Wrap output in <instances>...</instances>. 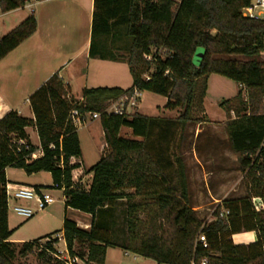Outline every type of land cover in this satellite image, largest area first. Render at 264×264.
Returning a JSON list of instances; mask_svg holds the SVG:
<instances>
[{
	"label": "trees",
	"instance_id": "1",
	"mask_svg": "<svg viewBox=\"0 0 264 264\" xmlns=\"http://www.w3.org/2000/svg\"><path fill=\"white\" fill-rule=\"evenodd\" d=\"M249 1H94L89 55L127 62L133 85L87 88L79 101L69 96L56 72L30 97L33 119L13 110L0 119V264H15L17 254L27 256L36 243L52 236L23 242L19 251L10 240L14 230L9 226V167L27 175L49 172L53 186L45 188L63 190L66 209L92 216L88 229L66 215L63 223L70 255L85 259L84 264H106L111 246L159 264H190L204 257L209 264H264V209L258 211L252 203L253 197L264 200V20L242 15ZM25 5L26 0H0L2 12ZM37 27L32 11L0 38V60ZM200 48L204 53L195 61ZM214 73L245 89V94L239 91L220 105L229 117L225 123L229 147L246 173L248 189L244 197L223 200L215 219L206 222L191 207L186 164L172 148L177 134L181 136L189 124L207 121L204 100ZM135 89L167 97L165 108L177 110L178 115L106 112L109 101L131 96ZM74 108L82 116L100 113L107 143L101 159L85 169L92 173L88 189L73 179V171L82 168L81 162L73 161L82 157L77 125L70 114ZM30 126L36 127L40 139L43 153L38 158L32 156L38 147L29 139ZM122 127L141 139L121 136ZM124 200L126 235L118 242L113 228L118 205ZM222 209L229 211L224 217ZM244 231H256L257 240L235 244L232 236ZM200 232L206 234L208 248L196 246ZM54 242H48L49 251L42 250L41 255L54 252ZM77 243L86 245L85 253L77 252Z\"/></svg>",
	"mask_w": 264,
	"mask_h": 264
},
{
	"label": "rangeland",
	"instance_id": "2",
	"mask_svg": "<svg viewBox=\"0 0 264 264\" xmlns=\"http://www.w3.org/2000/svg\"><path fill=\"white\" fill-rule=\"evenodd\" d=\"M40 3L42 2L31 0L30 3H26V6L23 9L10 14L9 16H6L4 19L8 28L11 30L19 25L25 17L31 15L32 11L35 12L34 14L37 18L39 9L41 7ZM28 5L31 8H29ZM45 16L46 15H44L40 19V29L42 30L47 29V17ZM67 24L72 26V33L67 32L66 34L72 35L73 44L75 48L79 49L82 44L86 42L89 33L88 10L84 9L80 17H75L73 20H71V22L68 21ZM75 27H77V29ZM59 34L61 39L64 38V32L61 31ZM203 53L204 50L200 48L196 54L195 61H199L200 56H202ZM261 59L264 60V56L261 55ZM126 67L127 66H125V71L121 72V74L119 75L118 83H102L89 81V87H113L116 84L125 86L132 79L128 67ZM105 74H107V71L103 72L101 70H98V72H96L95 70H91L90 78H98V75L104 76ZM239 91H242L245 94V89L241 84L225 76L215 73L212 74L209 78L208 91L204 100V106L206 110L205 115L207 121L204 123L189 124L185 128L181 136H179V133L177 134V138L172 148L173 152L182 156L186 164L187 177L189 180V195L191 200L190 204L193 206L192 208L197 212L199 218L204 219V221L207 222L213 221L215 219L214 213L216 208L218 207L216 206L214 200L211 199V194L207 191L209 187L211 188L213 193L221 199H224L225 197H244L246 196L248 189V180L246 177V173L241 171L237 156L234 159L232 158L233 160H223L222 168H220L221 161L206 157L207 153L211 151L209 147L210 145L207 146V144L210 143H208V140L205 138L206 135L210 136L211 134L212 137H217L220 143H224V141L226 142L227 131L225 123L229 117L226 114L225 109L221 107L220 103L226 99L234 97L238 94ZM167 100V97L163 95L150 91H142L138 100V105L136 107L130 108L129 114H133L137 111L141 114L151 117L174 118L178 115V112L177 110H169L164 108ZM113 101L115 100L108 102L106 109L111 106ZM231 116L235 117V114L232 112ZM91 123L92 122H89L88 124ZM94 127L92 128L91 133L88 131V129L90 128H80L78 133L81 145L84 148L85 165L89 167L98 161L97 158L100 155V138L98 136V130ZM125 131L126 130H124V134H126ZM218 146H220V144ZM194 147L197 148L199 152H201L199 156L200 162L203 164L205 170V172L202 173L200 177L195 174V172H197L199 168L201 169V165L196 161V159L193 158ZM38 177L42 181H47L49 183V186H53L52 176L49 172L43 171ZM90 181L91 178H86L84 182H80L79 185L83 189H88L89 185L91 184ZM45 192L49 193L55 199V201L45 209L36 212L35 215L31 218H24L17 215L13 210L14 202H9V226L12 230H14L11 240L12 242L16 243L17 251L21 249L22 241H34L50 234L56 235L55 233L57 232L62 233L65 215L68 218L77 217L79 218L78 220L80 222L81 220H85L82 219L81 214L73 213L71 211L67 212L65 206V194L63 190L56 188H45ZM261 200L263 199L261 198ZM252 203H258V197H253ZM30 205L32 207L35 206V202L31 203ZM125 207L126 200L120 202L117 208V219H115L116 222L113 228V237H117L116 240L118 242L122 241V239L126 235V221L124 219L123 213ZM223 210L225 209H222V211ZM88 220L91 221L92 219ZM59 243L55 246L57 248L64 249L65 243L63 241L61 242V240L59 241ZM36 244L37 245L34 250L27 256L23 257L17 254L16 258L14 259V263L54 264L56 260H54L55 258L52 252H49L43 256L41 255L42 252L39 247V242ZM75 248L79 253H85L87 250L86 245L82 243H77ZM107 264L159 263L153 259L138 256L132 252L126 251L119 246H111L108 248Z\"/></svg>",
	"mask_w": 264,
	"mask_h": 264
},
{
	"label": "crops",
	"instance_id": "3",
	"mask_svg": "<svg viewBox=\"0 0 264 264\" xmlns=\"http://www.w3.org/2000/svg\"><path fill=\"white\" fill-rule=\"evenodd\" d=\"M94 1L95 0L36 1L42 2L40 3L41 7L37 16V30L34 34L24 40L16 49H14L6 57L0 60V119H2L7 113L12 110L17 111L22 116L33 119L34 113L31 108L30 97L42 84H44L48 80L51 75L56 72L59 73L60 77L65 83L68 89L69 96H72L79 101L83 100L84 90L87 88H91L88 84L89 81L102 83H118L119 75L121 74V72L125 71V66L128 67L130 73L129 65L125 61H113L90 57L89 50L91 43ZM30 2L31 0H29L28 3ZM24 7H20L8 12H2L0 8V38L12 30H10L6 25L4 18L23 9ZM28 7L31 8L29 5ZM84 9L88 10L89 33L86 42L82 44V46L78 49L75 48L73 44L72 35L66 34L67 32L72 33V26L68 25L67 22H71V20H73L77 16L80 17ZM44 15H46L45 17H47V29L42 30L40 29V19ZM75 28L77 29V27ZM61 31L65 33V36L62 39L60 38L59 34ZM262 56H264V52L262 53ZM91 70H95L96 72H98V70H101L103 72L107 71V74H105L104 76H99L100 74L98 73V78H90ZM131 78V81L128 82V84H126L125 86L116 84L113 87L128 89L133 85L132 74ZM89 122H92L91 124L93 125L88 124ZM93 127L98 130V136L100 138V155L97 158L99 161L103 154L107 151V143L104 138L101 119L93 118L91 114L88 113L83 116L82 123L77 126V130L79 133L80 128H90L88 129V131L91 133ZM124 130H126V134H124ZM27 133L32 144L38 147V149L32 154L33 158L42 156L43 152L41 149L40 139L36 127H28ZM120 134L125 138L141 139L140 137H135L132 133V130L128 127H122ZM205 138L208 140V143H210L206 144L207 146L210 145L209 147L211 150L207 153L206 157L221 161L220 168L223 167V160H233L234 158H236L235 153L229 147L228 135L226 137V142L224 141V143H220L217 137H212L211 134L210 136L206 135ZM219 144L220 146H218ZM81 147L82 157L75 158L73 160L74 162L82 163V168L80 170L73 171V179L76 183L79 184L80 182H84L86 178H91L92 181V173H86L85 171L94 165L93 164L90 167L85 165L84 148L82 145ZM195 147L193 151V158L196 159V161L201 165V169L199 168L198 171L195 172V174L200 177L202 173L205 172V170L203 164L200 162L199 156L201 152H199V150H197V148ZM42 172L43 171L27 175L22 170L13 167H9L6 170L8 184H12V186L14 187L26 186L35 188V186H39L40 189L36 190L38 193L44 192L45 187L49 186V183L47 181H42L39 179L38 176ZM207 191L211 194V199L214 200L216 206L220 205L223 200L231 198L225 197L224 199H221L217 197L210 187ZM239 197L242 196H237V198ZM33 202V200L15 201V203L26 206H31L30 204ZM191 207L193 206L191 205ZM66 210L67 212L71 211L73 213L81 214L82 219L85 220H81L80 222L78 220L79 218L77 217L71 219L75 220L82 227L87 229L89 228L92 221L88 220L92 219V216L90 214L74 210L72 208H68ZM232 239L235 244L248 245L257 240V233L256 231H244L234 234L232 236ZM23 242L24 241H22L21 244Z\"/></svg>",
	"mask_w": 264,
	"mask_h": 264
},
{
	"label": "built area",
	"instance_id": "4",
	"mask_svg": "<svg viewBox=\"0 0 264 264\" xmlns=\"http://www.w3.org/2000/svg\"><path fill=\"white\" fill-rule=\"evenodd\" d=\"M41 1V0H36ZM177 3L181 2V0H175ZM29 0H26L28 3ZM242 15L244 17L253 18L257 20H264V0H250L249 4L242 9ZM149 79V75H147ZM141 92L137 89L134 90L131 96H122L119 99L113 101L111 106L106 109L107 113H115L119 115L129 114L130 108L136 107L138 105V100L140 98ZM71 118L73 122L78 126L82 123L83 116L80 114L79 110L74 108L71 111ZM93 118H100V113L91 114ZM23 143L24 141H20ZM7 195L9 202L13 201L14 212L24 218H31L35 215L36 212L41 211L52 204L55 199L47 192L38 193L36 189L26 186L12 187L11 185L7 186ZM16 200H33L35 202V206H26L19 203H15ZM255 209L261 211L264 209V202L261 200V197H258V203L253 204ZM229 213L228 210H223L220 214L221 217L226 216ZM82 227L81 225H79ZM84 228V227H83ZM56 235H52L48 238H43L39 241L40 250H47L48 242L57 241L53 243V247L55 249L52 252L53 256L62 261L64 264H84L85 259H82L78 256L72 257L67 247V243L64 237V232L55 233ZM63 241L65 243V248H57L55 245L59 243V241ZM60 244V243H59ZM202 245L204 248L209 247V242L207 236L204 232H200L197 236L196 246ZM190 264H209V259L207 257L202 258L198 261L194 258Z\"/></svg>",
	"mask_w": 264,
	"mask_h": 264
}]
</instances>
